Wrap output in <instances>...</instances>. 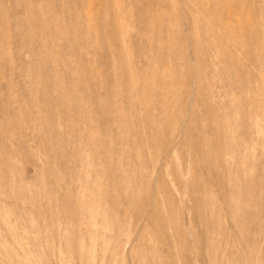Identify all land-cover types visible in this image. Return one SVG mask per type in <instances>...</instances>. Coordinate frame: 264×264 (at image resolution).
Wrapping results in <instances>:
<instances>
[{
    "label": "rangeland",
    "instance_id": "374dc122",
    "mask_svg": "<svg viewBox=\"0 0 264 264\" xmlns=\"http://www.w3.org/2000/svg\"><path fill=\"white\" fill-rule=\"evenodd\" d=\"M47 1L46 6L45 0H0V37L5 36L0 56V264H264V0H138L135 6L131 0L64 3L71 7L67 10H80L84 22L79 27H85L92 37L95 33L90 34L89 25L96 16L94 9L111 12L115 18L113 29H122V36L116 37L105 15L97 19L99 33L108 36L113 48H127L134 55L137 47L131 38H142L149 30H158L161 20L156 17L160 5L178 14L184 12L188 19L186 26L182 20H162L169 22H164L168 27L164 32L171 42L166 45L165 53L169 52L170 57L166 59V70L178 74L170 82L171 91H177L179 97L186 94L188 100L183 107L179 98L165 110L164 117L170 120L169 125L177 121L180 130L191 125L194 137L189 149H185L184 135L180 131L176 134V154L171 160L164 152L160 155L161 164L154 174L159 182L153 184L151 192L142 189L135 204V194L117 184L123 170H111L106 176L98 168L103 164L109 166L110 162L116 164L123 150L128 152L137 144L114 141V150L109 145L107 154L95 156L91 155L89 140L80 142L76 137L82 125L87 126L94 95L89 84L80 80L79 57L87 63L94 91H103V80L109 79L111 71L102 72V64L82 44L83 36L68 35L65 26H58L55 20H70V13L62 14V2ZM126 6L130 13L128 21L121 11ZM213 14L219 15L222 26H216ZM48 16L52 21L46 24ZM201 16L203 21L196 19ZM28 24H33L34 29L30 30ZM178 29L184 34L186 57L195 68L191 85L181 74L185 68L182 48L176 45L181 44ZM231 37H237L239 43ZM76 40L77 51L73 49ZM139 59L135 55L130 64L132 81L151 96L160 88L158 84L147 88L141 85L146 74L140 73L145 67ZM110 65H114L112 60ZM204 99L212 103L211 107L210 103H202ZM60 103L65 107L60 108ZM118 107L115 100L110 108L113 111ZM135 110L131 109L132 113ZM209 111L215 121L219 122L221 117L228 122L223 125L224 135L230 140L236 135L234 144L212 145L216 130L222 125L214 122L215 126L210 127ZM151 113L155 115L153 109L147 114ZM64 117L73 118L67 121ZM73 121L75 126H71ZM119 123L114 120V129ZM137 124L140 126L141 122ZM233 126L235 132L231 135ZM68 127H77V134L69 136ZM62 130L66 132L64 136ZM152 137L158 140V136ZM198 142L202 151L216 150L224 157L214 167L199 157V178L206 185L200 189L193 184L188 164L192 155L200 154L195 146ZM228 148L241 153L253 149L250 155H239L231 163ZM76 152L81 154L77 157ZM151 155L153 151H146L141 158L142 171L148 168L149 173L152 169ZM132 159L138 161L136 157ZM225 160L228 165H224ZM251 162L252 171L248 168ZM234 164L237 169L233 168L232 175H228ZM182 169L186 174L184 181L180 176ZM134 173L141 177L136 169ZM254 177L259 181L255 189ZM160 184L171 192L176 213H170L160 195ZM233 188L237 192H232ZM205 189L216 200L213 210L196 203L195 196ZM257 189L260 195L253 201L251 195ZM150 195V199L144 200ZM207 204L211 202L208 200ZM141 206L148 211L144 209L139 215L143 220L140 231H136V215L127 217L132 223L128 231H119L121 222L111 215L115 213L117 217L127 209L140 212ZM150 218L157 220L161 235L149 233ZM146 228L149 231L142 234ZM207 230L209 235L204 233ZM176 232H181L180 236L190 243L189 262L183 260L186 252L180 254L172 248L179 246L180 250L185 246L184 240L174 235Z\"/></svg>",
    "mask_w": 264,
    "mask_h": 264
},
{
    "label": "bare ground",
    "instance_id": "6f19581e",
    "mask_svg": "<svg viewBox=\"0 0 264 264\" xmlns=\"http://www.w3.org/2000/svg\"><path fill=\"white\" fill-rule=\"evenodd\" d=\"M60 1L62 2V5L60 6L62 9V14H64L65 12L66 13L68 12V14L70 13V20L66 21L65 23L61 20L53 19V21L55 20L59 27L65 26L64 28H65L66 32L68 33V35L73 36V35L80 34L81 36H83L84 39L82 37V44L84 46L87 45V48L89 47V50L94 54L95 61L99 60L98 62H100L102 64L101 65L102 72L105 73L108 69L111 71L110 72L111 76L109 77V79L103 80V86H102L103 91L102 92H99L100 90L94 91L93 85H92V75H90V71L88 69L87 63L83 58L79 57V59H78V62L80 64L79 67H80V70L82 71V74L80 76V80H82V83H83V81H86L89 84L88 86L91 88V90L94 93L93 99L91 100V101H93V107H91V109H93V110H92V113L89 114L87 126H85V124H83L79 134H77V132H78L77 127H74V129H71V130L68 127L67 128L68 134H69V136H71V135H73V132H74L75 135L77 134L76 137L78 140L80 139V142L84 141L85 139H88L89 140L88 144L90 146H92L91 155H95V156H97L103 152L107 154L109 152V145H110V150L111 151L114 150V147L111 146V144L114 141L115 142L117 141L120 144H131L130 146H132L133 144H137V147L135 149H132L130 147L128 152L127 151L125 152L123 150L120 154V160L116 164H115V162H112V163L110 162L108 164L109 166L103 164V165L99 166V168H98L100 173H102L103 175H106L108 172L110 173L111 170L112 171L113 170H118V171L123 170L124 175L121 179H119L117 181V184L122 186L123 189H125L126 191L130 190V192H133L135 194L134 198L132 199L133 204H135L136 202H138V199H139L138 193L142 189H144V190L146 189L149 192H151L154 189L153 184L154 183L156 184L159 182V178H157V176L154 177V174L157 172V169H159L160 164H161V162H158L160 155L164 152L165 153L164 155L168 157V160L169 159L171 160V158L176 154V151H175V141H176V137H177L176 134L180 131L184 135L182 146H184L185 149H189V147L191 145V140L194 137L192 134V128H190L191 125H190V127L188 126V129L185 127L184 130H183V128H181V130H180L178 128L179 123L177 121H175L172 125H169L168 123L170 122V120L167 121V118L165 120V117H164L165 110L169 107H173L174 102L177 101L179 98L182 99L181 103L183 104V107L188 102V100H187L186 94L179 97L180 95L177 91H175L174 93L171 91L172 85L170 82L172 81L173 77L178 76V74H176L175 71H173L172 73L171 72L168 73L166 70L167 69L166 64L168 65V63H169V62L166 63L167 56L169 57V54H168L169 52L167 54L165 53L166 45L170 44L171 42H170L169 36L165 35L166 33L164 32V30L168 29L167 24L164 23L167 20H164L163 23H162V20L164 17H167L168 21L173 20V19L174 20H182L183 22H185L184 23V25H185L186 23H188V19H187L186 14L184 12H182L181 14L180 13L178 14V12L173 11L174 9L169 10L167 7L160 5L159 7H161V9L158 10L159 11L158 16L156 17V18L161 20V22L159 21L160 23H159L158 30L157 29L152 30V31L149 30V32H146L145 36L142 38H136V39L131 38V41L137 47V51H135V55H136V57H140L139 60L144 63V67H145L144 70L143 69L140 70L141 74H143V75L146 74V80L144 82H141V85L144 88H147L148 85L158 84L159 88H160V91L156 90L157 92H153L152 93L153 95L149 96V94L146 93L145 89H143V91H141V89H140L141 86L139 87V84L137 82L135 83L134 81H132V77L130 74L131 73L130 72V64L132 63V60L135 57V55L131 54V52L127 48H123L122 50H119L118 48H116V49L113 48L114 46H112L110 44L108 36L104 35V34L101 35L99 33L100 27L98 26L97 19L98 18L100 19L101 16L105 15L104 19L106 18L108 21V24L110 23L111 28H112V32L114 31L116 33V37L118 38V37L122 36V35H120V33L122 32L121 31L122 29H117V28H115L117 30L113 29L114 28V21H115L113 14L111 12H107L104 10H101L99 12V9H94L96 16H95V19L90 20V25H89L90 26L89 27L90 34H92V32L95 33L94 37H92V35L87 34V30L85 27H83V26L81 28L79 27V24H82V22H84L83 17L80 15V10H76V9L67 10L71 7H66V4H64L65 2H70V1L73 2L74 0H60ZM107 1L108 0H105L106 3H107ZM75 2H76V0H75ZM98 2H100V1H98ZM131 2H132V5L135 6V5H137L138 0H131ZM109 3H110V0H109ZM45 5L46 6L48 5L47 0H45ZM70 5H71V3H70ZM25 7H26V5H25ZM90 7L93 9V6L91 4H90ZM51 10L52 9H50V11ZM110 11H111V8H110ZM121 11H122L123 19L126 18L128 21V17L130 15V13L128 11L127 6L124 7ZM106 13H108L110 15H106ZM47 14H48V11H47ZM158 19H156V20H158ZM196 19H198L199 21H203L204 17L201 16V17L196 18ZM212 19L215 20L216 26H222L223 25L222 21H220L218 14H213ZM46 20H47L45 22L46 24H49L50 20L52 21L50 16H48V18ZM42 21H45V19ZM196 24H198V23H196ZM228 24H230V23H228ZM28 27L30 30L34 29L33 24L32 25L28 24ZM91 28H92V30H91ZM195 30H196V28H195ZM218 30L221 31V28H218ZM140 31H141V28L139 26L138 33ZM163 32H164V34L162 35ZM210 32L218 34V32L215 30H211ZM177 35H178V38L180 39L181 44H178L176 42L177 43L176 45H178L177 47L182 48L183 59H184V60L183 59L182 60L184 63V68H185V72L181 73L183 75V76L182 75L181 76L184 77L186 81H188L189 85H191L193 70H195V68L193 67L192 63L187 59V57H186L187 55L184 52L185 46H186L185 45L186 41H185V38L183 37V35H184L183 32L179 30L177 32ZM114 36H115V34H114ZM3 37H5V36L0 37V56L2 55L1 53L4 51L2 44H1ZM231 38L235 43H239V41H240V40H237L238 39L237 37H231ZM76 42H77V40L73 42V49L74 50H76L79 47V44H77ZM94 43L98 44V47L97 46L95 47V45H93ZM106 49H108L107 51H109L108 52L109 55L107 54ZM101 50L103 51V53H101ZM128 52H130V53L127 54ZM121 53H123V54H121ZM145 55L147 56V59L144 60L143 58H146ZM155 59H157V60H155ZM111 60L114 62V65H110ZM78 62H77V64H78ZM147 65L150 68L147 67ZM88 86H87V88H88ZM169 88H170V90H169ZM113 96H115V99L113 98ZM154 97H156L155 101H153ZM172 97H173V99H172ZM115 100H116V102L118 100L119 107H118V109L116 108L115 110L111 111L110 107L112 106L113 101H115ZM203 101L206 104L210 103L209 100H207V99L202 100V103H203ZM211 105H212V103H210V107H211ZM59 107L64 108L65 105L63 103H60ZM133 108L136 109L134 111V113H132V111H131V109H133ZM144 109H145V112L143 111ZM151 109H153V111L155 112V115L153 113L147 114L150 112ZM230 113H232V112H230ZM29 115H30V112H29ZM209 116L211 117V118L210 117L208 118L209 120H211L209 123L211 125L210 127L215 126L214 122L217 123L218 125H222L221 128L217 129L218 131L216 130L215 141L213 140L214 142H212V145H215L218 147V146H221L222 144L228 143V146H229V142L233 143L236 141V139H237L236 135L234 136V138L232 137L231 140H230V138H227V136L224 135L223 125L226 123L228 124V122L223 120L221 117L219 118V122L215 121L214 120L215 118H214V116H212V113L210 111H209ZM72 118L73 117H69L67 119L71 120ZM63 119H66V117H64ZM70 120H69V124L67 126H70ZM114 120H119V122H120L117 129H114V126H113ZM138 122H141L140 126H138V124H137ZM166 124H168L169 127H171L170 131L167 130L168 125L166 126ZM75 125L76 124L74 121L71 122V126H75ZM144 125H145V127L147 125L146 128H148L149 130H147V129L145 130ZM137 127H138V130L135 131L134 129H136ZM150 128H151V130H150ZM233 132H235L234 126H233V128H231V135L233 134ZM62 134L64 136L66 134V132H64L62 130ZM246 134H248V133L246 132ZM152 135L158 136V140H155L154 137H152ZM99 136H106V138H104V140H101V139H99ZM110 136L112 139L110 138ZM161 137H163L164 139ZM66 141L67 140H64L63 143L65 144ZM200 143L201 142H198L195 146L197 149V153H200L201 155L200 154L192 155V157H190L189 161H188V164H190V166L192 168L191 170H192L193 177H194L193 184L196 187H198V189H200V187H202V186H204V187L206 186L204 180L199 178L200 177V171H202L201 170L202 165H201V162L199 161V157H203L205 160L210 162V164L213 163V165H212L213 167H214V165L217 166L216 162L219 163L221 159L224 160V157L222 156V154L217 152L216 150L202 151ZM93 144H95L96 146L94 145L95 146L94 147ZM98 144L102 145V148L99 149L98 148L99 146L97 147ZM239 145L241 146L242 144L240 143ZM252 149H250L248 151H243V153H241L240 150H234L233 148H228V150H227L228 154L227 155H229L230 158H232L231 163H234L236 161L234 159L235 158L237 159V157L239 155H242V154H244L245 156L250 155L251 152H249V151H252ZM146 151H148V152L153 151L154 152V155L153 156L151 155L152 159H154V163H153V165L151 167L152 169L150 170L149 173H148V168H146V170H143V171L141 169L142 168V162L140 160L144 156V154H146ZM83 152H84V150H83ZM117 152L118 151L115 150L114 153L117 154ZM76 154H77V152H76ZM79 154H81V152L78 153L76 156L78 157ZM132 157L138 158V161H134L133 159L131 161ZM223 162H224V165H228L226 160ZM235 164L229 169V171H227L228 175H232V172H233L232 169L233 168L237 169ZM208 166L209 165H206V167H208ZM253 167H254V165L252 166V162H251V166H249L248 168L252 171ZM135 169L137 170V172H139V173L141 172L140 173L141 177H137L136 173H134ZM210 169H212V168H210ZM127 170H128V172H127ZM218 171H219V169L216 168L215 172L217 173ZM144 173L146 175H143ZM185 175H186L185 171H184V169H182V171L180 172V176L183 179V181H184ZM187 176H188V174H187ZM46 180H47V178H46ZM160 180H162V178H160ZM160 182H163V180ZM253 182H254V189H255V186H256V184H258L259 181L257 179H255V177H254L252 183ZM142 183H143V185H145V184L146 185L142 186ZM118 185H117V187L119 188ZM232 192H237V190H235V188H233ZM159 193L163 197V199L165 200V203H167V205L169 206L168 208H169L170 213H173V214L176 213L177 210H176V208H174L173 196H172L171 192L168 190V188L166 187V185H163V184L159 185ZM208 193H209V191L205 189L203 194L199 193L198 195L195 196V200H196V203L200 205V207L205 206L207 208V206H211V210H213V208L216 206L215 205L216 200L211 199L208 196ZM259 195H260V193L258 194V189H257V191L252 193L251 200L254 201L255 199L258 198ZM150 198H151V195L144 198V200L150 199ZM208 200H209V202H211V204H207ZM169 202H171V204H169ZM112 207H113V203L111 204V208ZM144 209H142V206H141L140 212H137V211L133 212V211H130V209H127L124 212H120L121 214L117 217H116L115 213H113L111 216L113 219L121 222V226L118 225V226H120L119 231L126 232L132 226L131 221H128L127 217H133L134 218V216L136 215L135 216V217H137V223L135 224L136 225V231L139 232L143 226L142 225L143 220L139 218V215L144 213ZM147 211L145 209V212H147ZM168 214H169V212H168ZM196 214L198 217H202V214H200L198 212ZM152 218L149 219L150 220L149 224L152 226V229H150V231H149V229L146 228L145 232L142 230L141 233L147 234V231H149V233H151L152 235L154 234V236L161 235V229L157 226V222H156L157 220L155 221ZM178 219L176 218V221ZM115 220H114V222H115ZM116 225H117V223H116ZM204 233L206 235L207 234L209 235L210 231L207 230V232L205 231ZM180 234H182V233L176 232V234H174V235H176V237L178 235L179 239L181 238L182 240H184L183 242H185V246H181L180 250H179V246H175V247L172 246V248H174L175 250L180 252V254L182 251H183L182 253L186 252V255L184 256L183 260L189 262L190 257L188 254H189V251L191 250V246H190V243L187 244V241L185 240L186 238H184V236H180ZM200 235H202V234H200ZM128 237H130V235H128ZM168 249L170 250L169 246H168ZM200 253H201V251H200ZM197 254L199 255V252H197ZM154 261L156 262V258H154ZM154 261H153V263H154Z\"/></svg>",
    "mask_w": 264,
    "mask_h": 264
}]
</instances>
